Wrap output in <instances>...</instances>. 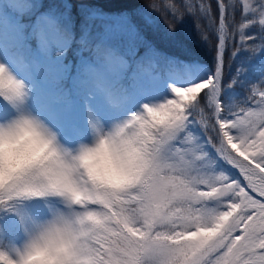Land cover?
<instances>
[{
    "label": "snow or ice",
    "instance_id": "1",
    "mask_svg": "<svg viewBox=\"0 0 264 264\" xmlns=\"http://www.w3.org/2000/svg\"><path fill=\"white\" fill-rule=\"evenodd\" d=\"M217 7L214 70L173 65L165 87L119 122L137 161L122 184L100 186L80 171L77 149L93 139L73 143L47 126L55 159L36 157L0 182V264H24L37 233L70 239L69 264H264V46L258 84L243 98L226 90L248 82L243 67L222 83L229 17L241 8L240 41H264V0ZM257 24L259 37L245 33ZM0 79L4 100L24 96L3 64ZM21 120L28 117L0 112V131ZM89 124L94 136L112 127Z\"/></svg>",
    "mask_w": 264,
    "mask_h": 264
},
{
    "label": "trees",
    "instance_id": "2",
    "mask_svg": "<svg viewBox=\"0 0 264 264\" xmlns=\"http://www.w3.org/2000/svg\"><path fill=\"white\" fill-rule=\"evenodd\" d=\"M225 3L233 5L235 0ZM242 16V9L237 7L229 17L224 54L225 86L239 67L244 68L248 77L243 85L226 88L233 99L243 98L253 83L258 84L259 47L264 46L260 39L240 41L238 24ZM36 17H40L38 27L33 25ZM218 18L215 0H13L11 4L0 0V42L6 46L9 61L30 57L41 60V78L54 83L59 96L66 100H80L78 87L91 80L90 71L85 72L86 66H82V59L89 54L97 57L101 67L117 68L118 83L111 90L126 95L150 72L164 77L173 65L198 64L214 69ZM244 31L250 36L261 35L258 24ZM40 40L45 44L44 51L37 44ZM233 52H237L235 57ZM58 63L60 68L56 72ZM65 66L70 71L61 74ZM47 96L53 95L45 90L34 93L32 99L35 113L49 121L48 107L44 105ZM24 100V96L16 101L3 98L0 112L13 111L17 117L25 116Z\"/></svg>",
    "mask_w": 264,
    "mask_h": 264
},
{
    "label": "clouds",
    "instance_id": "3",
    "mask_svg": "<svg viewBox=\"0 0 264 264\" xmlns=\"http://www.w3.org/2000/svg\"><path fill=\"white\" fill-rule=\"evenodd\" d=\"M6 84L5 79H0V86ZM27 117L28 122L21 120L0 131V182L29 166L36 157L55 159L53 146L46 136L47 125L38 118ZM125 139L120 134L119 122L114 123L108 133L96 135L91 143L78 147L75 163L80 171L87 172L93 183L118 186L137 163L135 153L123 143ZM33 243L34 248L24 264H69L72 258L74 249L70 239L49 240L37 233Z\"/></svg>",
    "mask_w": 264,
    "mask_h": 264
},
{
    "label": "rangeland",
    "instance_id": "4",
    "mask_svg": "<svg viewBox=\"0 0 264 264\" xmlns=\"http://www.w3.org/2000/svg\"><path fill=\"white\" fill-rule=\"evenodd\" d=\"M111 34H113V33L111 32ZM107 35H108V33H107ZM2 50L3 49H0V54L3 57ZM88 62H89L88 58H83L82 59V66H85ZM0 64L5 65L7 67V69L9 70V72H12L13 75L17 77V75L15 73L16 71L8 63H4V62L1 63V61H0ZM32 68L33 67H31L28 71L27 70L24 71L25 82L22 83L24 86L23 91H25L26 88L28 90H32V89L40 90L42 88L50 87L51 83L47 80V78H41L39 71L37 69H32ZM69 71H70V67H68L64 71V74L68 73ZM1 99H2V97H0V100ZM136 100H137V98L133 99L130 106L133 105ZM98 107H99V109H105V112L98 114L100 119H91V120L101 122V125L103 127H105V130H107L108 127H111L114 123L121 122L122 120L126 119L129 116V111H127V110L112 109L109 107L105 108V106L101 105V104ZM104 113H106L107 116H102V115H104ZM69 116H71V115H69ZM72 119L82 121L81 122L83 124L82 127H84L85 129L88 130L87 132L84 133V136L86 137V139H82L81 142H89L90 140L94 139V133L92 131V127L90 126L89 120L87 118L80 119V118H77L75 114L74 115L72 114ZM66 124H67V121L65 120L63 122V125H66ZM56 130L62 131V129H60V128H57Z\"/></svg>",
    "mask_w": 264,
    "mask_h": 264
}]
</instances>
